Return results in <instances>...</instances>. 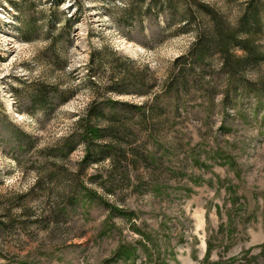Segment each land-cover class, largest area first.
<instances>
[{
  "label": "rangeland",
  "instance_id": "374dc122",
  "mask_svg": "<svg viewBox=\"0 0 264 264\" xmlns=\"http://www.w3.org/2000/svg\"><path fill=\"white\" fill-rule=\"evenodd\" d=\"M175 2L204 31L202 7L237 30L248 0ZM148 4L0 0V264H264V9L233 76Z\"/></svg>",
  "mask_w": 264,
  "mask_h": 264
},
{
  "label": "trees",
  "instance_id": "16d2710c",
  "mask_svg": "<svg viewBox=\"0 0 264 264\" xmlns=\"http://www.w3.org/2000/svg\"><path fill=\"white\" fill-rule=\"evenodd\" d=\"M63 1L65 0H55V5L58 6ZM138 1L144 3L146 0ZM256 4L257 0H248L247 9L237 30L231 29L212 10L202 7V9H204V13H206L210 20L208 28L203 31V28L200 26V23L202 22L200 18L196 16L195 12L188 10L180 11L175 0H149V4L145 10L147 14L158 11L169 13L172 17H180V22L182 19H187L186 24L193 25L191 27H193L195 33V42L190 52L191 59H193L194 62L202 64L204 61H206L210 54H216L220 57L222 66L227 68L230 71L229 73L234 76L237 71L252 66L253 64H257L260 58L259 54L252 49L253 44L251 42V36L248 35L255 30V27L256 29L259 28V7L261 6L264 9V4L259 6ZM140 9L141 8L138 7L124 8L125 17L132 19L135 16H140ZM64 21V23H69V21ZM186 24L183 26V28H178L176 32H184ZM47 29H49L48 33H51L54 32L56 28H52L51 25H48ZM41 30L42 28L35 26L30 27L29 24H26L21 31L22 40L29 42V36L35 35L36 32H41ZM240 32L246 33L244 40L240 39ZM59 33V37L55 40L61 41L64 38L66 39L68 35L66 28L60 29ZM238 50L243 52L242 55L238 56L236 54V51ZM177 79L178 78H173L171 81L167 82L166 89L168 87H172L174 80ZM51 90L52 89L49 86H37L31 94L32 105H37L38 110L42 109L44 112L47 110L48 103L53 106L54 104L52 102L54 97L52 96L54 95L49 96L51 95ZM62 95L63 94L60 96ZM33 113L34 112L31 114ZM88 132L91 137L97 139L103 134V130H100L97 127L89 128Z\"/></svg>",
  "mask_w": 264,
  "mask_h": 264
}]
</instances>
